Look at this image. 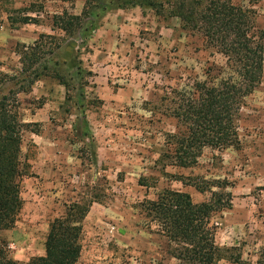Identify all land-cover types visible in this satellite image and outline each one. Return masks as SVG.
I'll return each instance as SVG.
<instances>
[{
    "label": "rangeland",
    "instance_id": "rangeland-1",
    "mask_svg": "<svg viewBox=\"0 0 264 264\" xmlns=\"http://www.w3.org/2000/svg\"><path fill=\"white\" fill-rule=\"evenodd\" d=\"M231 1L251 8L264 30V0ZM83 3L0 0V96L16 98L18 117L27 124L19 153L22 209L14 226L0 231L9 257L26 262L44 255L48 223L70 202L93 199L77 264H152L163 258L165 239L145 226L140 203L164 188L186 191L194 202L211 197L172 177L184 175L227 180L232 206L213 215L216 243L228 248L217 264H255L264 247V69L241 110L238 147H205L193 167H165L160 156L167 134L181 130L161 97L204 78L209 67L216 71L224 59L177 17L139 6L107 14L101 24L114 18L119 31L102 36L96 30L85 43L80 33L51 30L54 14H79ZM40 33L62 38L54 56L64 65L79 62L91 71L84 88L91 140L76 134L79 111L56 78L41 75L22 91L29 79L21 74L18 50Z\"/></svg>",
    "mask_w": 264,
    "mask_h": 264
},
{
    "label": "trees",
    "instance_id": "trees-1",
    "mask_svg": "<svg viewBox=\"0 0 264 264\" xmlns=\"http://www.w3.org/2000/svg\"><path fill=\"white\" fill-rule=\"evenodd\" d=\"M62 1L73 3L75 0ZM135 6L150 8L158 15L167 13L177 17L182 28L199 34L206 47L224 59L216 71L209 67L204 78L192 79L182 88L171 87L161 97L181 130L167 134V145L160 156L167 160L164 166L190 168L205 147H238L239 116L247 98L261 83L264 69V30L258 28L255 12L231 0H84L79 14L67 9L54 14L51 30L59 29L70 36L80 33L85 43L107 14ZM29 20L24 18L23 22ZM61 41L55 34L40 33L32 44L21 46L18 50L21 74H28L29 79L22 91L29 92L41 75L56 78L79 111V123L74 124L76 134L91 140L84 90L88 83L86 75L91 71L85 72L79 62L70 67L56 58L54 53L60 49ZM15 103L16 98L11 102L9 95L0 96V231L15 225L23 205L19 153L21 131L27 124L19 119ZM27 172L26 169L24 174ZM172 177L199 192L209 191L211 197L194 202L186 191L164 188L156 198L140 203L145 226L165 239L163 258L152 264H217L228 248L216 243L217 225L213 215L231 208L229 183L225 179L206 180L200 176ZM93 201L74 200L66 205L62 215L49 222L44 255L18 261L9 257L0 241V264H77L82 221ZM255 264H264V247Z\"/></svg>",
    "mask_w": 264,
    "mask_h": 264
},
{
    "label": "crops",
    "instance_id": "crops-1",
    "mask_svg": "<svg viewBox=\"0 0 264 264\" xmlns=\"http://www.w3.org/2000/svg\"><path fill=\"white\" fill-rule=\"evenodd\" d=\"M119 17H120V19H123L122 16H119ZM97 30H98L97 31L98 35H102V36H103L104 32H106V33L112 32L113 33V32H118L119 31L117 25L115 24L114 18H111L110 20H108L107 17L105 18L103 25L100 26ZM48 227H49V223H48ZM48 227H47L46 233L48 231ZM16 257L18 259H23L19 255H17Z\"/></svg>",
    "mask_w": 264,
    "mask_h": 264
}]
</instances>
